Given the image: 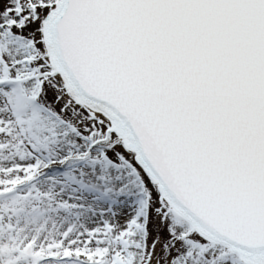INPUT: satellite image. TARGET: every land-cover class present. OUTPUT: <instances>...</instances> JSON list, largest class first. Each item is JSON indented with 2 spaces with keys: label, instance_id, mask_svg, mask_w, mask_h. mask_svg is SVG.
<instances>
[{
  "label": "snow or ice",
  "instance_id": "obj_1",
  "mask_svg": "<svg viewBox=\"0 0 264 264\" xmlns=\"http://www.w3.org/2000/svg\"><path fill=\"white\" fill-rule=\"evenodd\" d=\"M0 264H264V0H0Z\"/></svg>",
  "mask_w": 264,
  "mask_h": 264
}]
</instances>
